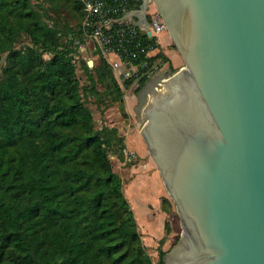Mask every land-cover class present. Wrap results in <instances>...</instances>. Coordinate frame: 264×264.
I'll list each match as a JSON object with an SVG mask.
<instances>
[{
	"label": "trees",
	"instance_id": "trees-1",
	"mask_svg": "<svg viewBox=\"0 0 264 264\" xmlns=\"http://www.w3.org/2000/svg\"><path fill=\"white\" fill-rule=\"evenodd\" d=\"M67 1L79 14L75 34L85 36L83 5ZM45 14L32 0H0V264H154L109 159L121 137L94 127L80 94L74 29L62 34ZM22 35L27 43L16 47ZM139 37L157 48L153 36ZM159 61L169 62L161 50L135 60L124 86L141 88ZM84 70L91 90L105 76L121 93L102 55ZM164 254L158 248L157 264Z\"/></svg>",
	"mask_w": 264,
	"mask_h": 264
},
{
	"label": "water",
	"instance_id": "water-1",
	"mask_svg": "<svg viewBox=\"0 0 264 264\" xmlns=\"http://www.w3.org/2000/svg\"><path fill=\"white\" fill-rule=\"evenodd\" d=\"M150 3L183 62L137 103L181 225L163 264H264V0H140L148 35Z\"/></svg>",
	"mask_w": 264,
	"mask_h": 264
},
{
	"label": "rangeland",
	"instance_id": "rangeland-1",
	"mask_svg": "<svg viewBox=\"0 0 264 264\" xmlns=\"http://www.w3.org/2000/svg\"><path fill=\"white\" fill-rule=\"evenodd\" d=\"M32 2L42 5V12L46 13L44 16L46 21H48L51 26L56 25L57 29L59 28V31L62 34H65V31H67L68 28H73L74 34L76 33V29L79 26V14L72 8L70 1L32 0ZM74 36L75 37L72 39V43L70 44V48L72 49L71 55L74 59L76 74L80 83V94L85 102V105L92 113L93 125L95 128H100L106 125L110 128L115 129L117 135L121 137V144H116L109 148L108 155L113 170L120 176L122 180V190L124 188L123 186H126L129 180L134 176L133 172H125L127 171L124 169L125 167L136 164L142 165L145 162L151 163L149 169H146L145 171L142 170L140 173H142V176L146 175L145 177L150 174L151 176L156 175L158 178V192H154L156 193L155 196L158 200L157 212L160 213L163 217V226L164 223L167 222V225L170 228L169 232L167 234L164 232V234H169L172 236V244L165 250L166 252L179 239L181 233V225L175 207L166 193L155 164L153 163L151 157L148 155L146 147L140 136L139 130L144 119L142 118V121L139 123V125H136V115L142 117L141 109H139V112L137 110L138 94L141 88H137V80H132L129 86H124L125 80L131 78L129 77L131 75H129L126 77H121L120 79L114 77V79H116L117 83L121 87V93H116L113 90L112 86L109 84L105 76L101 78L102 80L96 81L93 90H91L90 83L87 79V72H85L84 70L85 64L88 60H91V65H88L87 63V65L91 67L102 54L98 50H95L89 37L76 34ZM170 42V46L172 47L173 43L171 40ZM26 43L27 38L25 35H22L15 46L20 47L21 45H25ZM175 49L176 48H173V50ZM5 56L6 53H2L0 55V73L2 71V68L6 64ZM158 63L160 65H157V67L155 66L154 68L150 69L149 77L158 69H160L162 63L160 61ZM90 74L95 79L98 78L94 71L91 70ZM138 147L141 148L140 151L138 150ZM114 167L116 168V170L114 169ZM141 169H143V167H141ZM149 210L151 213L155 214L151 206L149 207ZM145 248L148 252L147 249L149 247L145 246ZM158 248L159 247L157 246H153L151 247L153 252H148L154 264H157L158 261Z\"/></svg>",
	"mask_w": 264,
	"mask_h": 264
},
{
	"label": "built area",
	"instance_id": "built-area-1",
	"mask_svg": "<svg viewBox=\"0 0 264 264\" xmlns=\"http://www.w3.org/2000/svg\"><path fill=\"white\" fill-rule=\"evenodd\" d=\"M85 14L82 20L84 35L89 37L95 49H98L120 79L132 75L136 69L135 60L149 55L155 48L142 45L139 34L146 29L137 23L131 12L136 8L130 6V0H79ZM147 29L158 42V35L166 31L165 25L150 3L146 8ZM150 69L147 71V74Z\"/></svg>",
	"mask_w": 264,
	"mask_h": 264
},
{
	"label": "crops",
	"instance_id": "crops-1",
	"mask_svg": "<svg viewBox=\"0 0 264 264\" xmlns=\"http://www.w3.org/2000/svg\"><path fill=\"white\" fill-rule=\"evenodd\" d=\"M170 43V38L166 31L159 33L158 45L153 52L161 50L163 54L167 56L169 62L162 63L158 70L171 67L172 71H174L183 65L180 55L177 53L176 49L173 50L175 47H171ZM139 109L140 108H137L138 112ZM135 120L138 126L142 118L136 115ZM138 150L140 151L141 148L138 147ZM149 166H151V163L145 162L142 165L136 164L125 167L124 169L127 170L125 172H133L134 176L129 180L126 186H123V192L132 209L133 216L141 233V240L145 246L149 247L147 249L148 252H153L151 249L153 246H157L165 251L172 244V236L164 234L163 217L157 212L158 200L154 192H158V178L156 175L151 176L150 174L145 177L146 175L142 176V173H140L142 170L145 171L149 169ZM141 167H143V169H141ZM114 169L116 170L115 167ZM150 206L153 208L155 214L150 212ZM160 239H163L161 243H159Z\"/></svg>",
	"mask_w": 264,
	"mask_h": 264
}]
</instances>
